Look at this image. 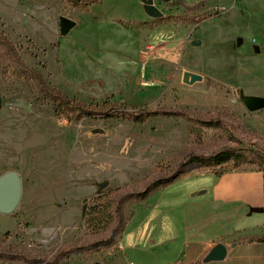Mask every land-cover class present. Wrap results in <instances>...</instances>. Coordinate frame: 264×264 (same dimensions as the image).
Masks as SVG:
<instances>
[{"label": "rangeland", "instance_id": "1", "mask_svg": "<svg viewBox=\"0 0 264 264\" xmlns=\"http://www.w3.org/2000/svg\"><path fill=\"white\" fill-rule=\"evenodd\" d=\"M88 1L0 0V33L50 87L77 102L104 110L114 97L131 107L188 115L143 125L59 115L36 82L14 77L0 58V176L18 172L24 193L16 231L6 234L17 223L0 214V251L49 260L60 250L107 240L119 224L118 207L122 220H129L122 239L101 254L61 264H174L193 234L210 241L256 228V237L264 239V214L243 216L244 202L222 205L213 194L196 195L216 179L207 174L257 171V154L264 157V109L251 110L244 100L264 98V0H187L202 4L192 10L177 2L163 9L155 0L163 16L176 17L155 19L157 26L148 27L150 43L165 40L168 53L150 47L146 56L145 42L124 26L130 16L144 14L136 0H102L92 12H103L102 22L84 14ZM61 17L77 22L63 37ZM238 38L244 39L240 48ZM198 40L201 47L191 46ZM185 71L202 75L203 82L183 83ZM229 148L244 150L247 163L237 169L232 163L193 165L147 203H121V196L143 191L186 158ZM162 199L168 208L162 205L153 216L148 204Z\"/></svg>", "mask_w": 264, "mask_h": 264}, {"label": "trees", "instance_id": "2", "mask_svg": "<svg viewBox=\"0 0 264 264\" xmlns=\"http://www.w3.org/2000/svg\"><path fill=\"white\" fill-rule=\"evenodd\" d=\"M102 0H90L86 2L83 8V12L89 11V8L94 4H99ZM181 5L184 2L181 1ZM202 4H197L192 6L188 10L201 7ZM169 21V19H167ZM173 20V19H172ZM203 20H198L196 23H202ZM153 23L139 24L138 28H148L151 26L155 27L157 25ZM0 49H3L0 54L1 61L6 64V67L12 71L13 76L17 78H22L28 82H36L39 90L45 96L46 99L50 100L55 108L56 112L60 114L73 115L77 120L82 119H120L123 121H131L138 125L145 124L151 118L157 117H175V116H187L188 114L162 110V109H150L149 107L137 108L131 107L127 104H121L114 101V97H110V107L107 109H102V106L94 105L89 106L86 102H77L74 99L69 98L61 90L50 87L45 77L35 69L29 68L19 55L16 46L10 42L6 36L0 33ZM201 122V121H200ZM198 122L199 124L206 125L208 127H214L216 123L213 122ZM259 161L258 172L264 174V157L257 154ZM247 156L244 150L229 148L216 152L209 156H190L182 163V165L174 171L172 174L154 180L141 192L129 193L121 196V203H126L128 201H133L136 203L146 202L155 192L159 190H164L173 185L180 178L186 176L189 173V169L193 165H198L200 168H216L221 167L225 164L232 163L233 169L239 168L244 163H247ZM217 176L221 173H215ZM101 213V209L99 211ZM120 208H117V218L119 224L116 229L112 232L109 239L99 241L87 246L82 247H72L70 249H64L57 252L49 260L37 259V258H26L22 255L12 252H2L0 251V261L4 262H22L24 264H61L63 261L68 260L75 256L85 255V254H101L105 250L111 249L117 240L122 239L125 229L129 223V220L123 221L122 214L120 215ZM94 220H89L92 222ZM263 239V238H262Z\"/></svg>", "mask_w": 264, "mask_h": 264}, {"label": "crops", "instance_id": "3", "mask_svg": "<svg viewBox=\"0 0 264 264\" xmlns=\"http://www.w3.org/2000/svg\"><path fill=\"white\" fill-rule=\"evenodd\" d=\"M181 1L184 2V5H181ZM176 2L181 7H184L185 9H189L192 7V4L187 3V0H172L170 2L162 1L161 2L162 6L160 8L166 9V6L168 4L176 3ZM135 3L138 5L139 10L144 12L142 16L136 17L139 19H135V17L130 16V19H127V24L125 25L121 19H114V21L117 23H122L129 31L135 32L137 35H139V38H138L139 42L140 41L145 42V45H146L145 46L146 50L145 49L143 50L145 56L147 53L149 54L151 51H154L157 47L160 49L163 47L161 49V52H163L166 55L168 51H167V46H165V43H167L165 40L162 41L156 38L157 40H154V42L150 43V39L149 37H147L148 28H141V29L138 28L139 24L153 23L155 19H153L150 15L147 14L144 8V5L140 0H136ZM96 5L97 4L92 5L89 8V11L84 12V14L92 15L96 19H99V21L102 22L103 19L106 20L105 18L106 15L103 12L100 11L99 13H92L94 11V8H96ZM171 17H176V15L168 14L167 16H163L162 19H168ZM170 42H174V41H170ZM150 47L152 48V50L148 52ZM6 172H9V171H6ZM200 175L202 176L206 174H200ZM207 175H211L212 179H214V177L216 179H214V182L212 183L211 187L202 189L203 191H199L198 193H196V195L213 194V197L215 199L214 202H216V204H222V205L229 204V203L239 204V203L244 202V205H243L244 210L242 209L243 216H245L246 211L249 212L248 216H251L250 215L251 208H263L264 206V175L262 172L233 170V171L224 172L218 176L215 175V173H209ZM253 182L256 183L254 187L252 186ZM255 192H257L258 193L257 196H259V199L257 200H255V196H256ZM23 194L24 193L22 192V199H23ZM249 196H253V197L249 198ZM168 204H170L169 201H163L162 199V200H158L156 205H152V202H151V204H148L147 208L150 209V205L154 207V209H151L152 211L151 214L155 216L157 214L156 212L162 208L161 207L162 205L164 209H167ZM19 207L13 214H10V215H4L0 213L4 215L5 217L14 219L15 222L17 223L16 228L12 229V231H8L6 234L16 231V229L19 226V214H18ZM258 227L260 228V226ZM259 231L260 230L259 229L257 230L256 228L246 229L244 232L230 233L229 235L225 237L215 238L210 241H206V240L204 241L201 238H198V235L193 234L189 238L186 237V240L180 249V259L174 264H196V263H199V264H264V239H259V237L258 238L256 237L259 234ZM1 236L2 235H0V237ZM220 243L224 244L227 247L228 249L227 256L223 260H220V261H211L209 263H205L204 259L211 252V250L217 244H220ZM121 250L124 255L125 248L122 244H121ZM6 264H20V263L19 262H8Z\"/></svg>", "mask_w": 264, "mask_h": 264}, {"label": "water", "instance_id": "4", "mask_svg": "<svg viewBox=\"0 0 264 264\" xmlns=\"http://www.w3.org/2000/svg\"><path fill=\"white\" fill-rule=\"evenodd\" d=\"M148 15H150L154 19H160L163 17V13L155 8V0H140ZM163 2H170L172 0H160ZM77 26V22L69 19L67 17L60 18V34L61 36L68 35L71 30H73ZM244 43L243 38H238L236 41L237 47H241ZM191 46L193 47H201L202 41H193L191 42ZM255 52L259 54L261 52V48L259 46H255ZM183 83L193 86L197 83H201L204 80V77L200 74L192 73L189 71H185L183 73ZM245 102L250 105L251 110H259L264 109V98H245ZM22 192H23V182L20 174L16 171H9L0 176V213L4 215L13 214L17 208L19 207L22 200ZM255 213H264V208H251L250 215ZM228 253L227 247L220 243L217 244L211 252L204 259L205 263H209L211 261H220L223 260ZM102 264V263H95ZM199 264V263H196Z\"/></svg>", "mask_w": 264, "mask_h": 264}]
</instances>
